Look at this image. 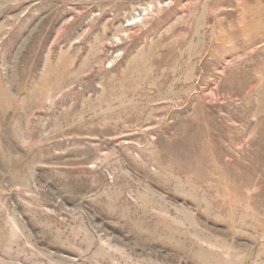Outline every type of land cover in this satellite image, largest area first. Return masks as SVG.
Segmentation results:
<instances>
[{
	"label": "rangeland",
	"instance_id": "374dc122",
	"mask_svg": "<svg viewBox=\"0 0 264 264\" xmlns=\"http://www.w3.org/2000/svg\"><path fill=\"white\" fill-rule=\"evenodd\" d=\"M0 264H264V0H0Z\"/></svg>",
	"mask_w": 264,
	"mask_h": 264
}]
</instances>
